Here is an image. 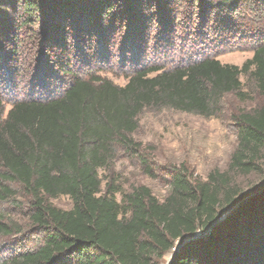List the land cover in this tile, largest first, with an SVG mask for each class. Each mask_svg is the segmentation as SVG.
Returning a JSON list of instances; mask_svg holds the SVG:
<instances>
[{
    "label": "trees",
    "instance_id": "obj_1",
    "mask_svg": "<svg viewBox=\"0 0 264 264\" xmlns=\"http://www.w3.org/2000/svg\"><path fill=\"white\" fill-rule=\"evenodd\" d=\"M184 19L190 38L175 43ZM246 40L252 57L241 66L216 60ZM213 44L216 54L202 49ZM26 46L36 48L35 95L16 98L5 114L0 91V204L16 217L0 213V237L37 242L0 253V264H159L166 256L168 264H264V0H0L7 82ZM111 50L124 86L100 76ZM254 96L257 108L238 107ZM226 107L237 142L228 172L201 181L173 169L163 202L145 187L102 188L99 173L119 152L155 177L131 137L144 112L209 119ZM231 174L257 182L240 190ZM59 197L69 210L51 204Z\"/></svg>",
    "mask_w": 264,
    "mask_h": 264
},
{
    "label": "rangeland",
    "instance_id": "obj_2",
    "mask_svg": "<svg viewBox=\"0 0 264 264\" xmlns=\"http://www.w3.org/2000/svg\"><path fill=\"white\" fill-rule=\"evenodd\" d=\"M187 23L184 19V22L181 21L178 24V31L174 35L175 43H182V41L186 43L187 39L190 38L188 33L190 27L187 26ZM210 36L211 34L206 36L208 40L211 38ZM248 41L246 40L245 44H241V51H235L236 46L234 45L226 52L217 54L215 56L216 60L221 64L241 66L245 60L252 57V51L248 48L244 49V47L250 46ZM231 44L236 43L231 42ZM23 49V63L18 65L22 67L19 74L9 79L8 82L0 74V91L5 98V114L10 109L9 103L16 98L20 99L26 95H35L31 80H33L36 71L34 67L36 65L34 49L36 48L26 46ZM202 49L213 51L215 54L217 52L215 45H205ZM115 51L111 50L106 56V60L109 62L102 65L101 69L103 70L100 76L116 85L124 86L127 83L122 75L124 65L118 64L119 55ZM184 52L174 55L175 58L183 59ZM79 54L80 57L82 54L87 53L81 51ZM89 56L92 57L91 53ZM86 60L87 63L92 62L89 57ZM75 62H72L71 65L75 64L77 69L83 67L82 69L87 71V67L81 64V61ZM240 79L245 84L246 79L243 77H240ZM58 81H55V89L59 87L56 83ZM254 97V102L238 107H244L246 110L257 108L261 105L262 100L258 96ZM230 114L231 111L228 107L225 108L224 115L221 118L209 119L185 113L180 114L170 110L144 112L139 117L138 129L131 137L134 142L140 144L139 153L148 160L151 166H156L155 177L147 178L144 176L137 158L119 152L111 165L110 171L99 173L103 181L102 188L106 183L111 182L121 192L128 194L135 188L145 187L152 192L158 201L163 202L169 195L167 178L173 169L187 171L194 178L201 181H204L208 174L213 171L228 172V164L237 145L236 134L232 126L233 118H230ZM231 177L235 187L240 190H246L247 187L257 182V177L253 175L238 177L231 174ZM51 204L57 209L69 210L71 208V201L67 197L52 200ZM10 211L7 204H0V213L7 214L9 217L15 215L9 213ZM36 242V239L28 234L0 237V253L6 254L24 247L32 248ZM169 258V256L164 257L159 264H168Z\"/></svg>",
    "mask_w": 264,
    "mask_h": 264
},
{
    "label": "water",
    "instance_id": "obj_3",
    "mask_svg": "<svg viewBox=\"0 0 264 264\" xmlns=\"http://www.w3.org/2000/svg\"><path fill=\"white\" fill-rule=\"evenodd\" d=\"M261 191H262V189L259 190V191L256 192V193H253V194H251V195H249V196H246L244 199H242L241 202H245L246 200H248V199H250V198H252V197L258 195ZM229 213H230V211L224 213V215L220 218V220L224 219V217H225L226 215H228ZM209 230H211V228H210Z\"/></svg>",
    "mask_w": 264,
    "mask_h": 264
}]
</instances>
